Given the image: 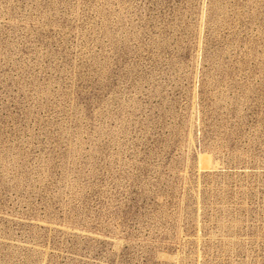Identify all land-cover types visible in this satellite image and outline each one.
Returning a JSON list of instances; mask_svg holds the SVG:
<instances>
[{
    "label": "rangeland",
    "instance_id": "rangeland-1",
    "mask_svg": "<svg viewBox=\"0 0 264 264\" xmlns=\"http://www.w3.org/2000/svg\"><path fill=\"white\" fill-rule=\"evenodd\" d=\"M0 264H264V0H0Z\"/></svg>",
    "mask_w": 264,
    "mask_h": 264
}]
</instances>
